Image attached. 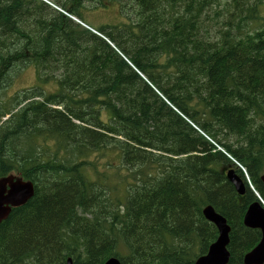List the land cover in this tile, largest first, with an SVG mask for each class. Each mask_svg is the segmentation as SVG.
<instances>
[{"label":"trees","instance_id":"1","mask_svg":"<svg viewBox=\"0 0 264 264\" xmlns=\"http://www.w3.org/2000/svg\"><path fill=\"white\" fill-rule=\"evenodd\" d=\"M50 1L0 0V90L37 76L0 94V178L36 188L0 224V264H195L219 235L208 205L244 264L259 199L226 174L264 198V0Z\"/></svg>","mask_w":264,"mask_h":264},{"label":"water","instance_id":"2","mask_svg":"<svg viewBox=\"0 0 264 264\" xmlns=\"http://www.w3.org/2000/svg\"><path fill=\"white\" fill-rule=\"evenodd\" d=\"M227 177L240 194H245V184L234 170H229ZM262 181L264 183V175ZM35 194V184L31 180H25L22 176L15 174L0 178V224L10 216L13 208L28 203ZM203 213L210 222L215 224L219 235L209 246L208 251L197 258L195 264H228L231 257L228 250L231 226L212 205L205 207ZM244 224L250 228H258L262 233L260 242L245 254L244 264H264V208L258 202L250 205L244 216ZM67 264H74L73 259L68 258ZM105 264H121V261L112 257Z\"/></svg>","mask_w":264,"mask_h":264},{"label":"rangeland","instance_id":"3","mask_svg":"<svg viewBox=\"0 0 264 264\" xmlns=\"http://www.w3.org/2000/svg\"><path fill=\"white\" fill-rule=\"evenodd\" d=\"M46 1L49 5H51L53 8L56 7L59 10H63L60 6L56 5L53 1L50 0H44ZM88 4H93L91 2H89ZM94 9V8H91ZM89 10L87 13V16L89 18H97V19H101L104 21V16L100 15V12L97 10ZM133 19H135V15L133 14ZM73 19H76L75 17H73ZM78 22H80L81 24L86 25L84 22L80 21V20H76ZM87 26V25H86ZM93 31H96L95 29H93ZM16 67H14L13 69H11L8 74H9V81H10V85L8 87H6L5 89L0 90V94L2 95V97L7 96H11L14 95L17 91L25 89V88H29L34 80V72H33V67H27V68H23L22 66L19 67L18 69H15ZM37 83V76H36V71H35V84ZM33 84V85H35ZM108 161H110V157L109 156H105L101 159L100 161V170H102L103 168H105V163H107ZM58 169V168H57ZM59 170V169H58ZM61 172L58 173V176L60 175ZM264 173V172H263ZM57 176V177H58ZM256 194V193H255ZM257 196V195H256ZM104 212H106L104 210Z\"/></svg>","mask_w":264,"mask_h":264},{"label":"bare ground","instance_id":"4","mask_svg":"<svg viewBox=\"0 0 264 264\" xmlns=\"http://www.w3.org/2000/svg\"><path fill=\"white\" fill-rule=\"evenodd\" d=\"M136 4V3H135ZM130 7V6H129ZM73 18V17H72ZM74 20H77V18L76 19H74ZM79 20V19H78ZM81 21V20H80ZM78 22V21H77ZM88 26V25H87ZM94 32H96V33H98L99 35H101L102 37H104V35H102V34H100L99 32H97V31H94ZM105 39H107L106 37H104ZM108 40V39H107ZM109 41V40H108ZM110 42V41H109ZM111 43V42H110ZM112 44V43H111ZM113 45V44H112ZM44 56V55H43ZM50 72V71H49ZM45 101V100H44ZM255 106H256V104H255ZM239 107V106H238ZM44 108H45V106H44ZM225 111V110H224ZM87 113V112H86ZM103 143V142H102ZM2 162V161H1ZM239 166L242 168V169H245L241 164H239ZM55 167V166H54ZM230 168V167H229ZM229 170H234L235 172L237 171V170H235V169H229ZM228 169H227V174H228V171H229ZM246 170V169H245ZM22 171V170H21ZM236 173H238V172H236ZM13 174H15V173H13ZM226 174V175H227ZM15 175H20V176H22L25 180H28V179H26L23 175H21V174H18V173H16ZM264 175V173L261 175V181H262V176ZM240 176V175H239ZM5 177H7V176H5ZM240 178L242 179V181H243V183L245 184V189H246V191H247V187H250V189H252L253 191H254V193H256V195H257V197H258V199H259V201H255V202H258L263 208H264V198L259 194V192L257 191V189L254 187V185H253V183L251 182V179H250V177H246V183H245V181L243 180V178L240 176ZM232 183V182H231ZM262 184H263V188H264V183H263V181H262ZM234 185V184H233ZM248 185V186H247ZM234 187H235V185H234ZM236 189V188H235ZM237 191V190H236ZM237 193L240 195V196H243V195H245V194H240L238 191H237ZM255 202H253V203H255ZM252 203V204H253ZM252 204H250V205H252ZM250 205L248 206V208L246 209V213H247V211H248V209H249V207H250ZM209 206V205H208ZM205 207H207V206H205ZM204 207V208H205ZM215 211H217L216 209H215ZM218 213H220V212H218ZM245 213V214H246ZM221 214V213H220ZM245 214H244V216H245ZM240 216H242V215H240ZM206 217V216H205ZM244 218V217H243ZM207 219V218H206ZM240 219H241V217H240ZM208 220V219H207ZM244 220V219H243ZM241 222V221H240ZM243 254V253H242ZM71 258V257H70Z\"/></svg>","mask_w":264,"mask_h":264}]
</instances>
